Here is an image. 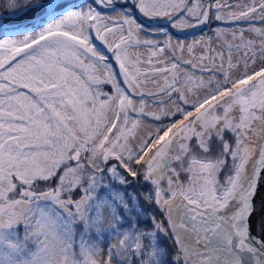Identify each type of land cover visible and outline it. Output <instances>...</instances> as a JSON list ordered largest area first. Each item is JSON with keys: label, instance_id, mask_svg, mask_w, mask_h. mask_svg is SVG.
<instances>
[{"label": "snow or ice", "instance_id": "6c2138e0", "mask_svg": "<svg viewBox=\"0 0 264 264\" xmlns=\"http://www.w3.org/2000/svg\"><path fill=\"white\" fill-rule=\"evenodd\" d=\"M0 264H264V0H0Z\"/></svg>", "mask_w": 264, "mask_h": 264}, {"label": "rangeland", "instance_id": "374dc122", "mask_svg": "<svg viewBox=\"0 0 264 264\" xmlns=\"http://www.w3.org/2000/svg\"><path fill=\"white\" fill-rule=\"evenodd\" d=\"M181 38H183V36H182ZM191 38H192V37L189 35L188 39H191Z\"/></svg>", "mask_w": 264, "mask_h": 264}, {"label": "crops", "instance_id": "0c3cea01", "mask_svg": "<svg viewBox=\"0 0 264 264\" xmlns=\"http://www.w3.org/2000/svg\"><path fill=\"white\" fill-rule=\"evenodd\" d=\"M188 37H189V36H187V37H183V38H187V39H188Z\"/></svg>", "mask_w": 264, "mask_h": 264}, {"label": "trees", "instance_id": "16d2710c", "mask_svg": "<svg viewBox=\"0 0 264 264\" xmlns=\"http://www.w3.org/2000/svg\"><path fill=\"white\" fill-rule=\"evenodd\" d=\"M189 36V35H188ZM191 36V35H190Z\"/></svg>", "mask_w": 264, "mask_h": 264}]
</instances>
